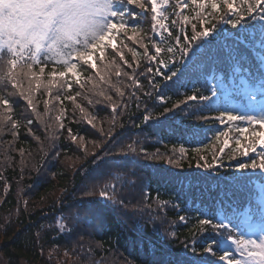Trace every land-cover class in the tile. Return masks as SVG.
<instances>
[{
    "label": "trees",
    "instance_id": "trees-1",
    "mask_svg": "<svg viewBox=\"0 0 264 264\" xmlns=\"http://www.w3.org/2000/svg\"><path fill=\"white\" fill-rule=\"evenodd\" d=\"M128 2L113 0L117 12H126ZM108 17L114 43L98 44L92 59L77 48L44 54L38 62L15 50L0 56L2 259L5 264H199L201 259L220 264L217 257L201 255L206 244L220 238L200 232L198 219L227 223V217L241 224L246 209L253 211L256 182L263 177L235 170L239 160L250 157H241L234 144L214 159L221 147L214 137L246 126L226 117L243 114L244 88L263 96L261 65L245 58L247 67L233 71L218 63V47L229 45L237 32L218 24L221 31L213 44L200 49L209 65L182 72L161 91L171 106L188 94H208L211 83H217L219 105L215 99L189 102L161 116L156 97L143 95L151 83L144 61L154 63L149 53L152 37L158 39L150 14L138 26L145 33V48H138L126 31L135 21L124 17L122 23L115 12ZM251 23L248 31L259 39L264 28ZM186 27L190 34V25ZM130 49L139 51L138 70ZM171 55L166 52L163 58ZM249 78L255 87L248 85ZM145 108L157 119L145 123ZM220 115L223 123L216 120ZM203 116L209 119H197ZM238 135L230 132L233 138ZM206 161L220 166H196ZM179 216L187 220L181 222ZM249 239L259 241L261 234ZM192 246L199 251L194 253Z\"/></svg>",
    "mask_w": 264,
    "mask_h": 264
},
{
    "label": "snow or ice",
    "instance_id": "snow-or-ice-1",
    "mask_svg": "<svg viewBox=\"0 0 264 264\" xmlns=\"http://www.w3.org/2000/svg\"><path fill=\"white\" fill-rule=\"evenodd\" d=\"M127 7L126 12L123 9L117 12L113 0H83L80 19L68 38L76 39L83 35L87 39L89 35L96 36L98 30L104 27L101 17L111 16L115 12L122 23L124 17H130L129 21H135L126 26V31L138 44V48H145L147 46L141 42L145 33L139 31L138 26L140 20L144 19V14H150L153 22L151 29L158 39L152 37L153 45L149 53V57L154 60V63L144 61L147 63L145 71L148 73L151 83L143 95L147 99L156 97V102L161 106L159 108L161 116L173 109L181 110L182 104L189 102L210 103L219 98L220 89L217 87V83H211L208 94H188L185 99L171 104V106H169L170 98L161 91L168 84L167 82L176 81L182 72L190 73L194 66L205 69L209 65L203 59L200 49L213 44L221 31L218 29V24L230 25L233 29H237L229 45L218 47L216 52L218 63L227 64L233 68V71L247 67L245 58L257 66L264 65V34L258 39L248 31L250 22H252V27L259 23L261 28H264V0H239V3L237 0H130ZM189 9H191L192 15L189 14ZM189 25L191 27L190 34L186 27ZM241 29H243L242 32ZM43 40H46V37L39 35L38 47L39 42ZM130 51L134 52L138 70L141 65L139 51L137 49H130ZM158 51L161 53L159 56H157ZM166 52H171L172 55L163 58ZM67 66L71 67L70 64ZM129 68L131 69V65ZM15 75L17 73L13 72V76ZM158 77H162L165 83L162 84L160 79H157ZM53 83L57 87L60 86L57 82ZM139 83L142 84V82ZM248 85L255 87L256 81L249 78ZM261 87H264V81H261ZM252 99L255 100L256 97L253 96ZM226 118L230 123L240 120L246 126L238 125L236 129L229 128L228 131L216 135L214 139L220 142L221 147L218 153H213V158L223 155L224 150L234 144V151L241 157H250L247 161L239 160L235 170L242 175L245 174V170H251L253 173L259 172L264 177V132L253 127L256 125L264 129V111H261L259 116L228 114ZM143 119L147 123L157 117L153 115L152 111L145 108ZM197 119L207 121L209 118L203 116L197 117ZM216 120L223 123L225 116H217ZM250 128L251 132H249ZM232 131H238V137H231L230 132ZM195 151L199 153L201 149L197 148ZM172 152L175 153L176 149L173 148ZM179 152L183 156L186 149L181 147ZM145 155L149 154L145 153ZM151 155L155 158V154ZM174 161L168 159L170 164ZM177 166H179L178 162ZM196 166L215 170L220 165H213L206 161L204 165L198 163ZM260 187L261 191H264V185H260ZM158 203L166 205L167 201H158ZM178 219L184 222L187 217L179 216ZM226 219L227 223L224 220L214 221L212 218L198 219L200 232L211 231L220 238L206 244L201 255L217 257L222 264H264V228L256 229L254 219L251 217L244 221L250 232L261 233V239L257 241L242 236L237 230V224L240 225V223H234L232 218L226 217ZM172 235H175V232ZM220 240L223 241V251H218L219 245H221ZM192 251L195 253L199 249L192 246ZM234 253L238 254V257ZM199 264H209V262L201 259Z\"/></svg>",
    "mask_w": 264,
    "mask_h": 264
},
{
    "label": "rangeland",
    "instance_id": "rangeland-1",
    "mask_svg": "<svg viewBox=\"0 0 264 264\" xmlns=\"http://www.w3.org/2000/svg\"><path fill=\"white\" fill-rule=\"evenodd\" d=\"M42 3L43 0H0V56L1 53L10 54L15 50L25 54L21 56L22 58L38 61L45 53L49 56L62 55V53H69L77 48L84 51L83 57L92 59L98 44L114 43L108 17H101L104 27L98 30V34L96 36L89 35L87 39L83 35L78 36L73 47L61 45L53 49L51 38L39 42L38 47L39 32L34 28L33 22L39 15V5ZM5 4L10 6L12 14L9 16L3 14ZM15 38L18 39L15 41ZM14 43L17 46H13ZM69 72L73 73V70L70 69ZM0 264H5L1 254Z\"/></svg>",
    "mask_w": 264,
    "mask_h": 264
},
{
    "label": "clouds",
    "instance_id": "clouds-1",
    "mask_svg": "<svg viewBox=\"0 0 264 264\" xmlns=\"http://www.w3.org/2000/svg\"><path fill=\"white\" fill-rule=\"evenodd\" d=\"M82 5L83 0H43L33 26L39 35L46 39L51 38L53 49L61 45L73 47L75 39H69L68 36L80 19ZM3 14L5 16L12 14L9 5L3 6Z\"/></svg>",
    "mask_w": 264,
    "mask_h": 264
}]
</instances>
